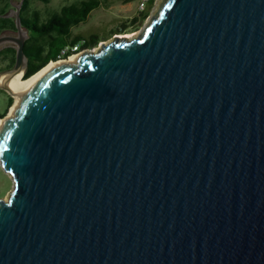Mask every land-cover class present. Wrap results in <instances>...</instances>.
I'll return each instance as SVG.
<instances>
[{
    "label": "water",
    "instance_id": "water-1",
    "mask_svg": "<svg viewBox=\"0 0 264 264\" xmlns=\"http://www.w3.org/2000/svg\"><path fill=\"white\" fill-rule=\"evenodd\" d=\"M14 96L0 264H264V0H159Z\"/></svg>",
    "mask_w": 264,
    "mask_h": 264
},
{
    "label": "trees",
    "instance_id": "trees-1",
    "mask_svg": "<svg viewBox=\"0 0 264 264\" xmlns=\"http://www.w3.org/2000/svg\"><path fill=\"white\" fill-rule=\"evenodd\" d=\"M47 1V0H44ZM154 0H147V4L140 9L139 14L131 19L120 23L119 27L111 30L112 33H122L132 24L142 22L148 15L150 7ZM12 4L11 0H6L2 8H0V34L12 33L16 31L15 16L5 15V7ZM98 0H81L79 4H70L63 6L58 13H54L51 17L44 21L38 19L37 13L28 17L24 14L27 7V1L22 0L20 8V18L23 27L28 29L29 36L25 40L23 51L28 59V66L23 72L24 77H28L49 60H57L59 58L60 49L66 44H74L79 40H83L81 48H92L100 41L96 33H71V28L84 21L90 11L97 7ZM72 51H68L64 55L66 58ZM0 57L2 61H7L6 66H11L15 61V49L12 46H5L0 49ZM1 69V68H0ZM12 97L8 98V106L11 104ZM4 113L0 112V117Z\"/></svg>",
    "mask_w": 264,
    "mask_h": 264
},
{
    "label": "rangeland",
    "instance_id": "rangeland-1",
    "mask_svg": "<svg viewBox=\"0 0 264 264\" xmlns=\"http://www.w3.org/2000/svg\"><path fill=\"white\" fill-rule=\"evenodd\" d=\"M6 0H0V8L3 7ZM12 4L5 7V15L11 13V17L14 16L12 10L15 5H18L22 0H11ZM27 7L24 10V14L28 17L37 13L38 19L44 21L51 17L54 13L60 12L61 8L70 4H79L81 0H26ZM159 0H154L150 7L149 15L140 23L132 24L127 29L123 30L122 33H112L115 27H119L120 23L131 19L132 17L139 14V0H98L99 4L97 7L92 9L88 17L80 22L79 24L71 28V33H96L99 36L100 41L92 48H84L85 50L99 49L102 43L111 41L115 36L125 37L131 39V36L136 37L141 33L142 29L146 26L150 20L156 5ZM147 4V3H146ZM146 6V5H145ZM21 8V6H20ZM12 9V10H11ZM20 10V9H19ZM20 12V11H19ZM15 32V31H10ZM126 35H131L130 37ZM132 37V38H134ZM95 52V51H94ZM0 57V68L3 69L6 66L7 61H2ZM12 97L6 91L0 89V112L4 113V117L8 111V98ZM13 102V97L12 101ZM11 105V104H10ZM13 187V181L11 176L3 169L0 163V198L5 199L10 190Z\"/></svg>",
    "mask_w": 264,
    "mask_h": 264
},
{
    "label": "bare ground",
    "instance_id": "bare-ground-1",
    "mask_svg": "<svg viewBox=\"0 0 264 264\" xmlns=\"http://www.w3.org/2000/svg\"><path fill=\"white\" fill-rule=\"evenodd\" d=\"M128 37H130L131 35H126ZM123 37V36H121ZM134 37L131 36V38ZM97 48H95L94 50H81L79 52H75L70 54L69 56H67L66 58H62V59H57V60H51L49 62H47L44 66H42L39 70H37L35 73L31 74L28 77H24L23 76V72H19L17 74H15L13 77H11L8 81H6V85L8 87V89L12 92V97H13V102L11 103V105H9L7 114L4 117H0V119L5 118L10 109L13 108L15 102H16V97L14 96V94L17 91H21V90H25L26 88H28L42 73H44L45 71L54 68L55 66L58 65H63V64H69V63H74L76 58L83 52H94L96 51ZM4 81V80H3Z\"/></svg>",
    "mask_w": 264,
    "mask_h": 264
},
{
    "label": "built area",
    "instance_id": "built-area-1",
    "mask_svg": "<svg viewBox=\"0 0 264 264\" xmlns=\"http://www.w3.org/2000/svg\"><path fill=\"white\" fill-rule=\"evenodd\" d=\"M146 3H147V0H139V7H140V9H143L145 7ZM82 43H83V40H79V41H77L74 44H66V45H64L60 49L59 59L63 58L60 55H64L68 51H72L71 52V54H72V53L79 52V51L83 50L84 48H81Z\"/></svg>",
    "mask_w": 264,
    "mask_h": 264
},
{
    "label": "flooded vegetation",
    "instance_id": "flooded-vegetation-1",
    "mask_svg": "<svg viewBox=\"0 0 264 264\" xmlns=\"http://www.w3.org/2000/svg\"><path fill=\"white\" fill-rule=\"evenodd\" d=\"M15 32H16V31H15ZM15 32H12V33H15ZM7 45L14 47L12 44H5L4 46L0 47V49L3 48V47H5V46H7ZM12 66H13V64H12L11 66H8V67H5V68H3V69H0V72H1V71H5V70H7V69H10Z\"/></svg>",
    "mask_w": 264,
    "mask_h": 264
}]
</instances>
